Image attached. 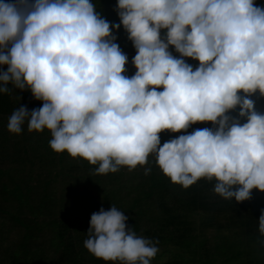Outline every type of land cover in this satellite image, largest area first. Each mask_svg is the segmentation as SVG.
Instances as JSON below:
<instances>
[{
  "label": "clouds",
  "instance_id": "obj_1",
  "mask_svg": "<svg viewBox=\"0 0 264 264\" xmlns=\"http://www.w3.org/2000/svg\"><path fill=\"white\" fill-rule=\"evenodd\" d=\"M117 12L137 50L131 78L90 0L0 2V65H7L0 93L12 84L43 101L14 110L8 131L20 134L25 122L29 132L47 129L54 152L98 164L96 174L131 170L156 153L162 173L185 188L215 178L224 199L264 192V114L248 98L264 97V8L253 0H118ZM169 45L199 67L174 58ZM237 107L246 123L226 115ZM198 122L217 127L161 146V132ZM127 219L115 206L93 213L84 247L104 261L150 264L155 242L128 229ZM258 223L264 236V210Z\"/></svg>",
  "mask_w": 264,
  "mask_h": 264
},
{
  "label": "trees",
  "instance_id": "obj_2",
  "mask_svg": "<svg viewBox=\"0 0 264 264\" xmlns=\"http://www.w3.org/2000/svg\"><path fill=\"white\" fill-rule=\"evenodd\" d=\"M90 2L109 22L116 37L113 42L127 57L122 74L131 78L137 50L120 23L118 0ZM253 2L264 8V0ZM113 24L120 27L111 29ZM166 33L167 29H160L165 42ZM167 50L193 71L199 67L198 60L181 56L174 46ZM0 70L7 71V65H0ZM7 87L9 92L0 93V264H124L96 258L83 244L91 215L112 206L128 217V229L155 242L158 252L150 264H264V236L258 223L264 192L253 189L251 198L242 202L224 199L214 192L215 178H200L185 188L162 173L156 153L131 170L120 166L116 172L96 174L98 164L54 152L47 129L29 132L25 122L20 134L10 133L7 125L14 110L26 106L30 112L43 101L34 99L30 89ZM248 98L254 101L255 111L263 114L259 108L264 107V97L257 92ZM238 112L239 107L226 115L246 123ZM215 127L198 122L185 131H163L160 144ZM146 169L151 171L146 174Z\"/></svg>",
  "mask_w": 264,
  "mask_h": 264
},
{
  "label": "rangeland",
  "instance_id": "obj_3",
  "mask_svg": "<svg viewBox=\"0 0 264 264\" xmlns=\"http://www.w3.org/2000/svg\"><path fill=\"white\" fill-rule=\"evenodd\" d=\"M259 111L264 114V107L259 108Z\"/></svg>",
  "mask_w": 264,
  "mask_h": 264
}]
</instances>
